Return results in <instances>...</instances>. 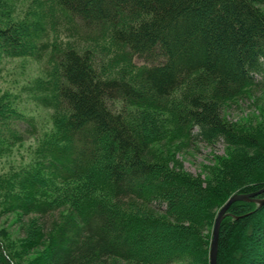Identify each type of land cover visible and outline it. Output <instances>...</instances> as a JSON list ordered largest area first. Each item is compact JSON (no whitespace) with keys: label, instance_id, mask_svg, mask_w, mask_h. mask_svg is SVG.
Segmentation results:
<instances>
[{"label":"trees","instance_id":"obj_1","mask_svg":"<svg viewBox=\"0 0 264 264\" xmlns=\"http://www.w3.org/2000/svg\"><path fill=\"white\" fill-rule=\"evenodd\" d=\"M29 2L21 21H0V63L41 68L29 85L51 126L39 170L60 186L50 196L51 180L16 181L26 217L59 213L49 238L29 228L26 264H209L220 207L264 189V105L253 97L250 115L227 117L249 93L264 95V0ZM101 40L117 62L96 52ZM41 131L0 100L1 137ZM197 143L223 153L193 175L169 156ZM0 264H18L1 238ZM216 264H264V204L230 205Z\"/></svg>","mask_w":264,"mask_h":264},{"label":"rangeland","instance_id":"obj_2","mask_svg":"<svg viewBox=\"0 0 264 264\" xmlns=\"http://www.w3.org/2000/svg\"><path fill=\"white\" fill-rule=\"evenodd\" d=\"M29 1L31 0H8V4L4 6L7 12H3L4 8H0V21L7 22L16 18L15 21L18 22L24 19L26 17L25 10L31 3ZM43 1L46 2V0ZM261 7L264 10V4ZM52 37H59L58 31L56 33L53 32ZM58 42L56 40V44L60 45ZM92 46L96 52L102 47L104 50L101 56L106 57L109 62H117L115 59L118 55L113 53L107 45L105 46L103 40ZM133 63L137 66L139 65L137 61ZM37 77H42L41 68L32 59L19 57L4 59L0 63V100H2L3 105L13 108L22 115L36 117L42 126V131L37 136L26 141L24 135L17 141H8L0 136V238L18 264H26L34 256L32 255L33 251L25 249L29 228L33 229L31 232L36 233L37 237L44 236L45 239L49 238L51 235L50 229L58 221L59 217V213L46 217L35 215L26 217L24 211L18 209L20 197H22L20 195L24 194L25 191V184L22 183L20 186L18 184L15 186V184L17 183L16 181L22 179L25 181V173H33L41 176L43 180H51L48 182L50 183V190L46 192L50 196L54 195V188L59 189L60 186L58 181L53 180L47 173L39 170L40 159L38 151L41 147V133L43 132L44 138L51 130V126L48 124L49 112L40 108L29 96L31 92L29 85ZM249 94L248 102L243 101L244 103L229 107L227 112L228 119L237 120L248 115L247 113L250 115L252 108L251 99L253 97L256 98L255 102L258 106L264 105V95ZM21 128L23 129V127ZM192 148L190 151L171 154L169 158L193 175L202 173L204 165L210 164L212 159L223 153L222 143H216L212 146L197 143ZM164 151L162 146L154 149L155 154L163 153ZM13 184L16 188L10 191ZM3 185L5 186L4 190H2Z\"/></svg>","mask_w":264,"mask_h":264},{"label":"water","instance_id":"obj_3","mask_svg":"<svg viewBox=\"0 0 264 264\" xmlns=\"http://www.w3.org/2000/svg\"><path fill=\"white\" fill-rule=\"evenodd\" d=\"M262 191H264V189L257 191V192H253V193L233 194L220 207L214 219V223H213V227L211 231V239H210V244H209V264H216L220 225L230 205L235 201H253V202L258 203L259 205H263L264 199L255 198Z\"/></svg>","mask_w":264,"mask_h":264}]
</instances>
